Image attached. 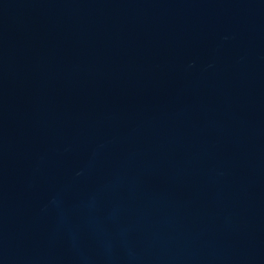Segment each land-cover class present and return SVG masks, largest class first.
Listing matches in <instances>:
<instances>
[{
  "label": "water",
  "instance_id": "1",
  "mask_svg": "<svg viewBox=\"0 0 264 264\" xmlns=\"http://www.w3.org/2000/svg\"><path fill=\"white\" fill-rule=\"evenodd\" d=\"M0 264H264V0H0Z\"/></svg>",
  "mask_w": 264,
  "mask_h": 264
}]
</instances>
